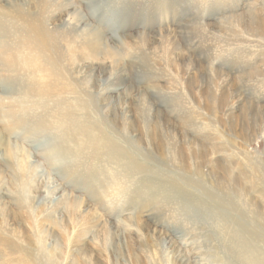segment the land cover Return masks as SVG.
Listing matches in <instances>:
<instances>
[{"label": "rangeland", "instance_id": "1", "mask_svg": "<svg viewBox=\"0 0 264 264\" xmlns=\"http://www.w3.org/2000/svg\"><path fill=\"white\" fill-rule=\"evenodd\" d=\"M76 1H71L72 6L79 8L84 21L101 32L109 48L118 54L120 62L111 69L95 66L94 71L88 70L89 74L99 75L96 76L99 88L118 89L119 92L112 93L115 98L111 100V107L126 106L128 114L134 116L135 109L141 107V96H146L147 120L153 123L157 112L164 118V123L161 119L156 121L162 130H153L156 135L153 141L161 136L166 144L170 142L166 139L179 144L183 142V134H187L214 150L215 155L213 159L206 156L208 160L198 165L188 160L190 167L185 171L174 149L164 151L163 156L147 155L144 146L134 141L137 135L134 133L128 135L130 139L119 136L112 140L121 151L135 157L137 166L124 154H118L116 162L111 164L103 162L99 154L77 155L70 139L76 124L62 115L66 105L61 102L64 99L72 102L79 95L85 97L87 92L79 86L77 94L70 88L62 100L27 97L22 108L16 110L10 106L14 96L6 92L19 84L10 79L2 80L0 127L6 126L7 139L17 142L29 153L37 165L39 180L46 186L37 192L30 180L25 184L28 194L25 197L33 201L25 199L31 207L28 206V217L23 220L25 224L28 222L27 227L36 230L37 234L30 237L34 245L39 249L46 239L49 250L54 251L52 264H177L178 256L182 264H228L220 252L224 249L218 238L222 239L219 232L228 226L238 230L242 239L255 240L264 251V0ZM14 2L0 0V18H3L0 21H5L3 26L17 35L23 24L11 18ZM2 11L7 16H3ZM165 37H170L174 46L191 57L193 63H187L186 74L177 71L175 64L182 62L173 63L178 53ZM1 40L0 60L9 59L14 51L2 49ZM103 55L106 56V51ZM196 65L207 70L195 68ZM4 76L5 71L0 70V78ZM24 77L29 79L27 75ZM188 77H193L194 85ZM24 80L20 83L24 84ZM200 87L205 89L203 96L199 93ZM98 103L97 110L93 104L88 107V114L77 112L78 120L102 123L100 126L105 130L104 125L112 128L113 111H105L106 102ZM123 111L117 112V120L122 121ZM106 136L109 137L107 133ZM0 166L6 171L4 179L11 180L12 169L2 157ZM222 166L229 171L223 174L218 169ZM167 178L180 182L192 179L197 189L211 193L209 204L196 207L186 196L179 199L177 193L165 185ZM236 178L241 185V191L237 192L234 190ZM53 185L96 211L100 225H105L107 230L100 225L93 227L91 222L79 226L72 214L54 202L61 192L50 191ZM192 190L186 189L200 194ZM9 191L4 200L10 208H15L9 200L13 195ZM228 202L234 209L229 208ZM223 203H226V212L219 218L213 210L224 207ZM49 216L53 221L51 231L44 225L38 228L39 221ZM145 221L163 232L152 236H149L151 233L142 235L141 231L135 233L133 230ZM127 229L133 230L126 232ZM38 230L46 233L45 239L39 236ZM20 244L27 249L35 248L25 242ZM12 250L0 247V264H28L27 257L20 256L18 249ZM38 264H46L43 256Z\"/></svg>", "mask_w": 264, "mask_h": 264}, {"label": "bare ground", "instance_id": "2", "mask_svg": "<svg viewBox=\"0 0 264 264\" xmlns=\"http://www.w3.org/2000/svg\"><path fill=\"white\" fill-rule=\"evenodd\" d=\"M71 1L72 0H15L14 4H11V18L14 17L15 19L21 21L23 24L21 33L17 35H12L9 28L3 26L2 22L5 23V21H0V38L3 40H1L3 44L2 49L14 51V55L11 51L9 59L4 58L5 60H0V63L2 65L0 70L5 71V76L3 78H0V81L3 80L4 82H6V80L9 81L8 79H10L11 82L16 81L19 84L16 89H9L6 92L11 96H14L11 97L10 106L15 107L16 110H20V108H22V106L24 105V102L26 103L25 98L27 97H32L38 100L58 97L60 100H62L63 94L69 92L70 88L74 89V92L77 94L78 88L80 86L82 90L84 89V92H87L84 93L85 97L79 95L80 97H77L72 102L66 101L65 99L61 102L62 104L66 105L62 115L65 116V119H68L76 124L75 131L70 136V139L73 144V151L76 152L77 155L81 154L82 156L86 157V154L92 156L99 154V157L103 158V162H105L106 164H111L114 163L112 161H115L118 154H124V156H127L130 163H133L135 166H137L138 163L135 162V157L126 151H121L114 144V140H112L116 139L119 136L120 138L122 137L124 139H128V135H130V133H134L137 134L134 138V141L137 144L140 143L144 146V151L147 153V155L152 156L154 154H158L160 156H163L164 151L169 152V150L174 149L173 152L177 155L175 157H177L180 166L185 171L190 167L189 161H191L194 165H198L203 163L204 160H208L206 156L210 158L212 157L213 159L215 155L214 150L209 149V147L205 146L202 143H198L193 138H189L187 134H183V142L179 144L173 142L172 139H166L167 143L170 141L168 144H166L165 140L162 139L159 135H157L159 136L157 137V140L155 138V141H153V136H156L154 135L155 132L153 130L156 129L158 132L162 130L159 125L160 123L156 121H158V119H161L164 123V118L157 112V114H154L153 123L150 122V120H147L146 112H144V105L147 103L146 96H141V107L135 109L136 114L134 116L128 114V108L126 106L117 108L115 107L116 105H113L111 107V100L112 98H115L112 93L119 92L118 89L99 88V84L97 85L96 81V76L99 75L89 74L88 70L90 72L94 71L92 67L95 66L98 67L97 69H105L103 67H110L111 69L113 66L118 65V63L120 62L118 54L116 53L115 49L109 48L101 32L96 30L88 22L84 21L85 19H83V15L80 13L79 8H74ZM67 10L68 13H66ZM1 13L3 16H7L5 12L2 11ZM260 18L262 17L260 16ZM0 20H3V18H0ZM11 35L13 36V38L10 37ZM165 38H167L165 39V41L170 42L172 49L176 50L178 53L177 56L175 55L176 58L173 63L175 64L176 61L182 62L181 65H177V63L175 64L177 66V71L180 70L182 74H186V72L189 70V65H187V63H193L192 59H190L191 57L189 58V55L186 51L183 52V49L179 48L178 46H174L173 44H175V42H172L170 40V37ZM160 39H162V41L164 42L163 37H160ZM104 51H106V56L103 55ZM196 66L197 67L195 68L206 69L204 68V66ZM37 72L41 73V78H39V73L34 75ZM25 75H27L29 79L27 78L26 80V77H24ZM74 76H77L75 77L76 80L73 78ZM189 78L190 77H188V79ZM22 79H25L24 84L20 83ZM189 82H193V77L190 78ZM192 85H194V83H192ZM189 89L192 88L189 87ZM204 90L205 89L202 87L199 88V93L202 96L204 95ZM205 94L207 95L206 92ZM117 99H119V97ZM104 102H106L104 104L106 106L105 111H113V113H111L110 115L111 120L115 121L114 126H112L113 129L109 126L104 125L107 128V130H105L103 126H100V124L102 123H96L90 120H78L79 118L78 116H76L77 112L79 113L86 111V114H88V107L90 105L93 104L97 110V103L103 105ZM118 109H121L122 111L124 109H127V111L122 112V121L117 120V112L119 111ZM1 111L2 110L0 109V119ZM83 118L85 119L86 117ZM15 125L18 126V124L16 123ZM8 130L9 129L6 126L0 127V157H2L5 164L12 169L11 172L13 173L11 180H5L3 175L6 174V171L4 169H1L0 166V247L5 248V250L18 249L19 255L21 254L27 257L26 260L28 264H38V262L41 261L42 256L43 261H46V264H52V258H55L54 251L51 248V250H49V246H47V241L45 239L46 233L42 232V230L39 231L40 229L38 230L40 234L39 236L45 239L44 241L41 240L42 242L40 241L42 246H40V248L38 249V247L34 245V242L30 238L36 233V230H34L33 227H27L26 225H29L27 224L28 222L25 224L23 220H26V218L28 217V206L31 207L29 202H26L25 199H27V201H33V198L25 197L28 195L26 192L27 189L25 188L27 180H30L32 182V188L37 192L42 191L46 186L44 185L42 180H39V173L37 172L36 168L37 165H35V162L32 160L29 153H27L17 142H12L8 140L9 138L7 139L6 134L8 133ZM108 130L112 131V133L109 134ZM4 131L6 134L4 133ZM106 133L107 135H109V137L106 136ZM150 147L151 150L149 149ZM142 155L146 156L143 151ZM218 169L222 171L223 174L229 171H225L223 166L218 167ZM210 172L212 173L214 171ZM220 180H222L221 176ZM239 182L240 181L236 178V184L234 187V190L236 192L241 191V185ZM113 183L111 185H113ZM166 184L170 189L177 193L176 196L179 199H183V197L186 196L187 200L196 207L208 205V199L212 197L210 192L197 189L198 186L192 181V179L180 182L176 181L174 178H167L165 180V185ZM105 187L107 186L105 185ZM186 187L191 188L195 191L197 190L200 194L195 195L194 193H189L186 191ZM8 190H11L9 192L13 194L12 196H10L9 200L13 202L12 206L15 208H10V204H8L4 200L5 196L7 197L6 192H8ZM57 190H59L58 192L61 193L54 202L58 205H61L62 208H65L64 210H66L70 215L72 214L75 218L74 220L77 221L79 226L88 225L90 222L94 223L93 227L100 225L99 216L97 215L96 211L90 209L89 206H86V204L79 198L70 196L68 193L61 191L56 185H53L50 191H53V193L55 194V191ZM164 196L165 195L163 192V201L164 198H166ZM228 203L230 204L229 208L234 209V205L230 202ZM223 204L224 207L218 206L213 210V212H215L219 218H222V216H224L226 212V203ZM32 210L34 211V209ZM197 211L198 210H196V212ZM9 213H11L12 216H8ZM235 216L236 219H240L238 218V215ZM45 220L42 219V221H39L38 228L44 225V227L46 226L47 231H51V226L53 224L52 219H50L49 216L48 219L46 218ZM128 220L130 221V219ZM133 221H135V219H133ZM147 223L148 222L145 221V223L141 224L140 228L131 230H133L135 233H139L141 231L143 232L142 235H144L145 233H151L149 236L154 235L155 232H163L150 227V225ZM131 224L135 223L132 222ZM100 226H102L101 229H103L104 231L107 230V227L105 225ZM24 227H26L25 231ZM30 228L32 229L30 230ZM43 230L45 231V229ZM131 230L127 229L126 232H131ZM43 233H45V235H43ZM219 235L222 236V239L220 237L218 238L221 240L223 244L221 246L224 249L223 252H220L223 254L222 257H224L228 264H264V251L257 245L255 240L246 241L242 239L238 233V230L233 229V227L230 228L228 226H224L220 230ZM20 242H25L27 246H33L35 248L27 249L26 247L21 246ZM218 247L219 246L217 245V248ZM213 255L216 254L213 253ZM176 263L182 264L180 256L177 257Z\"/></svg>", "mask_w": 264, "mask_h": 264}]
</instances>
